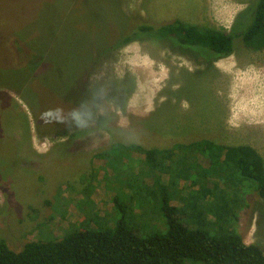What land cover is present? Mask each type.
I'll use <instances>...</instances> for the list:
<instances>
[{"label": "rangeland", "instance_id": "374dc122", "mask_svg": "<svg viewBox=\"0 0 264 264\" xmlns=\"http://www.w3.org/2000/svg\"><path fill=\"white\" fill-rule=\"evenodd\" d=\"M252 1L0 0V239L19 251L27 242L63 236L93 211L113 224L124 217L141 237L163 231L160 198L172 201L187 180L176 174L204 173L199 184L205 188L219 168L214 153L204 155L192 143L249 146L264 163V121L244 114L237 93L255 76L250 91L264 105V49L241 41L231 56L213 62L195 58L198 48L171 41L129 43L78 75L86 100L99 97L88 127L50 123L46 115L84 100L71 95L73 76L118 34L175 20L229 31ZM19 48L24 56L38 55L37 69L18 63ZM151 149L157 157L142 164ZM150 167L168 177L143 183L159 198L142 206L150 214L144 219L153 221L148 225L130 197L144 187L139 183ZM114 195L121 208L113 206ZM238 213L243 241L264 249V204L256 193Z\"/></svg>", "mask_w": 264, "mask_h": 264}, {"label": "trees", "instance_id": "16d2710c", "mask_svg": "<svg viewBox=\"0 0 264 264\" xmlns=\"http://www.w3.org/2000/svg\"><path fill=\"white\" fill-rule=\"evenodd\" d=\"M144 39L171 41L181 47L198 48L194 51L195 58L199 56L204 61L212 62L231 56L237 41H241L246 48L260 51L264 49V0H253L236 16L229 31L181 20L163 25L145 22L133 26L129 31L118 34L101 51L96 48L92 51L88 57L90 59L73 76L74 83L70 87L72 97L79 95L86 100V92L79 85L78 75L87 65L95 64L106 53ZM19 52L22 59L18 63L24 62L23 66L31 71L37 69L40 65L38 55L30 51L24 56L20 48ZM32 55L36 59H31ZM87 93L90 94L89 91ZM196 144L188 147L194 149L197 146L204 155L214 153L219 168L212 172L214 178L207 179L205 188L199 184L200 176H205L204 173L188 176L176 174L187 180H183V192L180 191V195H176L172 201L166 196L160 198L163 222L159 224L163 231L156 230L147 237H141L137 231L139 226L133 222L127 223L124 217L109 224L93 211L90 215L86 214L77 226L70 227L63 236L27 242L19 251L10 249L0 239V264H264L262 246L246 244L236 227L238 212L249 204L253 193L264 204L262 158L249 146H225L207 140L200 143L204 148ZM144 155V160H141L144 165L153 163L157 157L153 149L144 150ZM166 155L165 152L161 153V158L168 159ZM100 157L105 158V153ZM155 169L150 167L143 172L139 184L145 188L139 187L135 190L137 194L132 193L130 197V202L141 206L137 212L141 213V222L148 225L153 221L144 219L149 211L143 207L149 200L156 203L159 198L149 193L143 183L151 177L154 182L158 177H168L167 172ZM118 173L116 170V178L121 179ZM168 175L171 176L170 173ZM130 186L136 187L134 184ZM117 197H113V206L121 208Z\"/></svg>", "mask_w": 264, "mask_h": 264}, {"label": "clouds", "instance_id": "9594fccd", "mask_svg": "<svg viewBox=\"0 0 264 264\" xmlns=\"http://www.w3.org/2000/svg\"><path fill=\"white\" fill-rule=\"evenodd\" d=\"M97 99H99V97H92L68 109L63 107L49 108L46 110V115L50 123L84 129L88 127L90 122L95 118ZM56 113H59V115L56 116Z\"/></svg>", "mask_w": 264, "mask_h": 264}, {"label": "bare ground", "instance_id": "6f19581e", "mask_svg": "<svg viewBox=\"0 0 264 264\" xmlns=\"http://www.w3.org/2000/svg\"><path fill=\"white\" fill-rule=\"evenodd\" d=\"M241 77H239V78H241ZM245 80H246V77H245ZM255 80H258V79L254 76L252 78V81L250 80L247 83V85L244 84L243 85V88L238 89V92L237 93L241 94L239 103L244 108V114L246 113L247 116H249L251 114L249 116L250 118H252V117H258L260 120L262 119L264 121V116L261 114V110L263 109L264 105L260 106V101H261V100L259 101L260 98L254 96L253 95L254 93H251V91H250L252 85L255 83ZM247 81H248V79H247ZM238 83H240V82H238ZM241 83H242V81H241ZM255 87H256V85H255ZM252 91H254V90L252 89ZM258 91H260L259 88H258ZM240 109H241V107H240ZM239 114H241V113H239Z\"/></svg>", "mask_w": 264, "mask_h": 264}]
</instances>
